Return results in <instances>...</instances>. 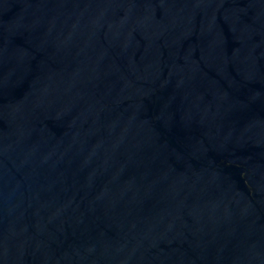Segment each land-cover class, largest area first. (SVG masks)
<instances>
[{
    "label": "water",
    "instance_id": "water-1",
    "mask_svg": "<svg viewBox=\"0 0 264 264\" xmlns=\"http://www.w3.org/2000/svg\"><path fill=\"white\" fill-rule=\"evenodd\" d=\"M0 264H264V0H0Z\"/></svg>",
    "mask_w": 264,
    "mask_h": 264
}]
</instances>
